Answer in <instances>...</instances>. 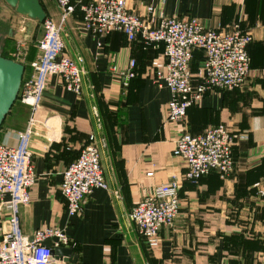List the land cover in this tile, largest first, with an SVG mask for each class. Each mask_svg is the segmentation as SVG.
I'll use <instances>...</instances> for the list:
<instances>
[{
  "label": "crops",
  "instance_id": "1",
  "mask_svg": "<svg viewBox=\"0 0 264 264\" xmlns=\"http://www.w3.org/2000/svg\"><path fill=\"white\" fill-rule=\"evenodd\" d=\"M39 3L46 17L59 21L54 0ZM147 6L168 17H195L205 28L248 31L252 41L245 82L206 92L183 120H168L171 92L163 80L154 81L151 64L157 60L163 66L162 45L129 42L121 31L94 36L83 29L82 12L75 10L60 36L66 54L84 72L81 90L66 89L59 76L48 78L28 144L36 177L30 202L19 207L23 236L31 240L38 229H62L68 245L61 247L70 252L51 264H264V195L259 193L264 188V0H126V7L139 14ZM41 34L42 22L0 0V55L14 59L22 43V79L31 71ZM131 59L136 75L124 88L120 72ZM201 59L196 51L194 84L201 80ZM13 106L0 127V142L8 145L16 144L29 116L26 105ZM219 123L236 135L232 171L182 179L174 223L160 229L156 248L149 247L129 211L185 171L183 159L172 152L183 132L200 134ZM90 134L106 188L92 189L81 213L69 216L59 189L62 172ZM8 198L0 195V239L9 225Z\"/></svg>",
  "mask_w": 264,
  "mask_h": 264
},
{
  "label": "built area",
  "instance_id": "2",
  "mask_svg": "<svg viewBox=\"0 0 264 264\" xmlns=\"http://www.w3.org/2000/svg\"><path fill=\"white\" fill-rule=\"evenodd\" d=\"M59 10V21L50 17L42 21V34L37 42L36 57L30 62L31 71L22 79L18 98L29 107L25 129L17 134L15 145L0 142V195L9 196L10 216L8 230L0 239V264H51L52 248L68 245L64 231L58 228L38 229L31 240L23 236L20 227L19 207L30 202V189L35 182V170L29 138L33 133L41 98L48 78L59 76L66 89L80 93L83 70L65 52L60 28L78 7L82 12V27L94 36L121 31L129 42L140 38L145 46L162 45L163 66L152 61L154 81L163 80L171 92L165 106L166 118L183 120L188 108L198 102L206 92L229 90L243 85L250 70L247 46L252 41L248 31L205 28L195 17H168L147 6L145 14L126 7V0H54ZM204 53L198 74L200 82H192L190 62L193 51ZM25 50L19 43L14 59L22 63ZM80 60V59H79ZM79 62V61H78ZM135 61L120 72L122 86L127 88L135 76ZM236 135L225 124L207 127L200 134L183 132L175 141L173 154L185 162V171L170 181L158 185L153 193L138 201L128 213L140 234L151 248L159 242L162 227H171L179 210L182 179L197 181L210 171L228 175L233 169L232 148ZM149 173L148 175H150ZM257 186L259 184H256ZM106 188L100 165V153L95 137L90 134L88 143L62 172L59 185L65 200L67 214L79 215L86 197L94 188ZM260 194L264 192L260 189Z\"/></svg>",
  "mask_w": 264,
  "mask_h": 264
},
{
  "label": "water",
  "instance_id": "3",
  "mask_svg": "<svg viewBox=\"0 0 264 264\" xmlns=\"http://www.w3.org/2000/svg\"><path fill=\"white\" fill-rule=\"evenodd\" d=\"M10 6L14 7L16 12L42 22L46 14L39 3V0H5ZM24 65L11 58L0 55V127L9 113L14 101L17 99ZM51 239L46 241V245L52 248L55 259H59L60 254L68 255L70 249L67 247H53Z\"/></svg>",
  "mask_w": 264,
  "mask_h": 264
},
{
  "label": "trees",
  "instance_id": "4",
  "mask_svg": "<svg viewBox=\"0 0 264 264\" xmlns=\"http://www.w3.org/2000/svg\"><path fill=\"white\" fill-rule=\"evenodd\" d=\"M75 10H80L78 7H76V9ZM138 39H140V38H137V39H135V40H138ZM134 41V40H133ZM140 41L141 42H143L141 39H140ZM250 44V43H249ZM248 44V45H249ZM247 48H248V46H247ZM196 51H199V52H201L202 53V59H201V65H202V63L204 62V53H203V51L202 50H200V49H195L194 51H193V55H194V53L196 52ZM3 57H5V56H3ZM193 57V56H192ZM6 58H8V57H6ZM192 60V59H191ZM201 65H200V67H201ZM190 69H191V62H190ZM134 72H135V75H136V71H135V68H134ZM192 72V71H191ZM134 78V77H133ZM129 86V85H128ZM17 98H18V96H17ZM17 100V99H16ZM15 100V101H16ZM15 101H14V103H15ZM194 104V103H193ZM192 104V105H193ZM13 106V105H12ZM191 134V133H190ZM192 135H196V134H192ZM86 143H88V141L86 142ZM78 156V155H77ZM77 158V157H76ZM75 158V159H76ZM74 159V160H75ZM216 172V171H215ZM218 173V172H217ZM219 174V173H218Z\"/></svg>",
  "mask_w": 264,
  "mask_h": 264
},
{
  "label": "rangeland",
  "instance_id": "5",
  "mask_svg": "<svg viewBox=\"0 0 264 264\" xmlns=\"http://www.w3.org/2000/svg\"><path fill=\"white\" fill-rule=\"evenodd\" d=\"M15 103H16V106H13V108L15 107L14 109H16V108H17V105H18L19 103H21L20 100H19V98H17V100L15 101ZM21 104H22V103H21ZM23 105H25V104H23ZM26 106H27V105H26ZM27 107H28V106H27ZM261 190L264 192V188L261 189ZM261 195H262V194H261ZM263 195H264V194H263Z\"/></svg>",
  "mask_w": 264,
  "mask_h": 264
}]
</instances>
